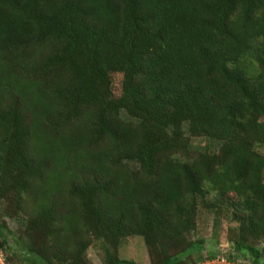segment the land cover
<instances>
[{"label":"trees","instance_id":"obj_1","mask_svg":"<svg viewBox=\"0 0 264 264\" xmlns=\"http://www.w3.org/2000/svg\"><path fill=\"white\" fill-rule=\"evenodd\" d=\"M262 149L264 0H0L4 252L138 264L135 236L150 264H264ZM204 211L227 249L191 238Z\"/></svg>","mask_w":264,"mask_h":264},{"label":"rangeland","instance_id":"obj_2","mask_svg":"<svg viewBox=\"0 0 264 264\" xmlns=\"http://www.w3.org/2000/svg\"><path fill=\"white\" fill-rule=\"evenodd\" d=\"M113 79L116 87L118 88L120 76L113 75ZM192 143L200 149L207 144L205 139H193ZM262 150L264 152V149ZM2 212L3 209L0 204V215L2 216V219L6 221L8 227L16 236L20 235V233H17L19 230L18 223L11 218L5 217ZM196 222V229L191 233L192 239H202L208 248H214L216 250L228 248L227 243L231 240L233 233L232 230L235 228V223L230 222L226 217H215L213 212L206 211L200 212ZM25 245V239H22L17 246L15 245L13 253L4 252L5 250L2 249H0V251L5 257H10L8 264H30L29 260L25 257ZM119 256L120 258L132 260L138 264H150V258L146 246L140 237H128L119 247ZM87 258L90 264H103L104 250L94 244L88 248ZM235 258L236 262L234 264H248L241 256L237 255ZM207 261L208 260L199 262L198 264H228L218 260L211 261L209 263H207Z\"/></svg>","mask_w":264,"mask_h":264},{"label":"built area","instance_id":"obj_3","mask_svg":"<svg viewBox=\"0 0 264 264\" xmlns=\"http://www.w3.org/2000/svg\"><path fill=\"white\" fill-rule=\"evenodd\" d=\"M2 252L0 251V264H7L6 261H5V258H4V255L1 254ZM215 260H218V261H221V262H226L228 264H234V263H229L226 259H224L223 257H216V258H213L211 260H208L207 263L211 262V261H215Z\"/></svg>","mask_w":264,"mask_h":264}]
</instances>
